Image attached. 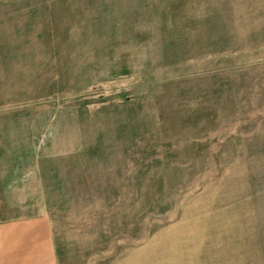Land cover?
Segmentation results:
<instances>
[{
  "label": "rangeland",
  "instance_id": "rangeland-1",
  "mask_svg": "<svg viewBox=\"0 0 264 264\" xmlns=\"http://www.w3.org/2000/svg\"><path fill=\"white\" fill-rule=\"evenodd\" d=\"M43 215L76 264H264V0H0V226Z\"/></svg>",
  "mask_w": 264,
  "mask_h": 264
},
{
  "label": "crops",
  "instance_id": "crops-1",
  "mask_svg": "<svg viewBox=\"0 0 264 264\" xmlns=\"http://www.w3.org/2000/svg\"><path fill=\"white\" fill-rule=\"evenodd\" d=\"M68 250L56 242L45 215L0 226V264H76Z\"/></svg>",
  "mask_w": 264,
  "mask_h": 264
}]
</instances>
